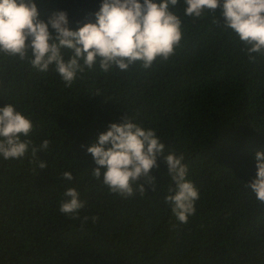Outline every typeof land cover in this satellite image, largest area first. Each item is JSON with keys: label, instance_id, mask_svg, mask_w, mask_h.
Here are the masks:
<instances>
[{"label": "trees", "instance_id": "obj_1", "mask_svg": "<svg viewBox=\"0 0 264 264\" xmlns=\"http://www.w3.org/2000/svg\"><path fill=\"white\" fill-rule=\"evenodd\" d=\"M35 2L43 19L66 11L75 30L95 21L102 0ZM171 10L182 19L180 46L147 69L97 64L65 87L54 67L0 54V107L30 118L22 139L50 141L35 158L31 145L23 158L0 156V264H264V203L246 186L264 152V54L249 59L220 8L198 19L184 15L183 0ZM124 115L155 129L165 155L184 156L199 192L187 223L165 202L174 182L163 161L152 170L156 190L146 184L143 196L112 193L93 177L87 147ZM68 187L85 201L79 219L59 211Z\"/></svg>", "mask_w": 264, "mask_h": 264}, {"label": "clouds", "instance_id": "obj_2", "mask_svg": "<svg viewBox=\"0 0 264 264\" xmlns=\"http://www.w3.org/2000/svg\"><path fill=\"white\" fill-rule=\"evenodd\" d=\"M180 0H102L88 21L77 29L70 27L68 14L57 10L40 17L35 0H0V54L17 57L34 69L46 72L50 66L59 74L65 87H71L78 74L93 70L97 64L107 73L113 67L126 71L138 64L147 69L157 58L167 60L175 54L183 36L182 19L171 10ZM184 15L201 18L206 11L221 9L225 30H231L246 46L244 51L264 54V0H183ZM218 22V18L214 21ZM67 52V56L66 53ZM33 123L11 103L0 107V156L5 160L25 157L31 145V156L47 151L50 141L33 145L28 137ZM165 145L152 128H143L124 115L120 122H110L98 140L87 147L97 165L92 175L112 193L124 197L145 194L149 185L156 190L152 170L163 161L174 186L170 184L165 202L176 219L187 223L195 214L199 192L187 179L184 156L165 155ZM256 176L247 182L256 199L264 203V152L255 154ZM39 169L47 165L38 160ZM72 181L69 171L62 173ZM135 185V187H134ZM75 187H68L60 201L59 211L79 219L85 201ZM89 217L85 216L86 222ZM95 223L96 216L91 217Z\"/></svg>", "mask_w": 264, "mask_h": 264}]
</instances>
